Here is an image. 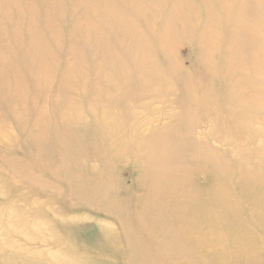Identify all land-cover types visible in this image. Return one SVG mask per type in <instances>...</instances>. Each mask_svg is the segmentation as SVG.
<instances>
[{
    "label": "rangeland",
    "instance_id": "rangeland-1",
    "mask_svg": "<svg viewBox=\"0 0 264 264\" xmlns=\"http://www.w3.org/2000/svg\"><path fill=\"white\" fill-rule=\"evenodd\" d=\"M255 189L264 0H0V264L250 261L185 231L245 216ZM178 230V256L154 242Z\"/></svg>",
    "mask_w": 264,
    "mask_h": 264
},
{
    "label": "bare ground",
    "instance_id": "bare-ground-1",
    "mask_svg": "<svg viewBox=\"0 0 264 264\" xmlns=\"http://www.w3.org/2000/svg\"><path fill=\"white\" fill-rule=\"evenodd\" d=\"M233 6H235V3H232L230 6L225 7V10L230 14V12L233 9ZM222 11L223 9H220V12ZM225 15L226 14H223V21L220 20L219 22V34L220 33L221 34L218 35V38H216V44L222 53H226L230 48L228 44L229 43L228 37H224L223 44L221 43V35H223L222 32L226 28H228L224 26V23H226L224 22ZM172 25H169V27L164 26L163 28L158 29V31L161 34L165 33L171 29ZM186 29L187 28L185 26L182 27V30H186ZM157 38L158 35L156 34L155 39ZM162 38L164 39L165 37ZM251 177L249 180L250 186L257 188L258 184L261 181L257 180L254 184V181L251 179ZM252 178L255 179V177ZM261 194L262 193L258 192V190L255 189V191L251 195V199L253 202V209L247 211L245 216L240 218L226 219L224 221L217 223L216 226L213 228L205 229V231L203 232L189 229L185 231V235L191 236L195 234L197 236L196 243H198L201 242L207 236V232L211 234L225 233L233 237L238 242L237 245L235 246V249L239 250L244 254H255L257 256L258 251L262 250L263 249L262 247L264 245V200L260 199ZM207 218L212 219V217L210 216H207ZM178 231L179 232H175L174 241L171 243L166 240L160 239L158 237L154 239V242L161 249L171 250L172 253L177 255L176 252L180 250L182 245L181 236L183 237L181 231L180 230ZM241 242L248 243L249 247H246L245 245L241 244ZM194 255H195L194 250H191L190 256L193 257ZM255 255L252 256L250 261H243V258L239 256L226 255L223 258V262L224 264H264V260L262 259L258 260L255 257ZM178 261H180L179 257H178ZM191 264H199V262L192 259Z\"/></svg>",
    "mask_w": 264,
    "mask_h": 264
}]
</instances>
